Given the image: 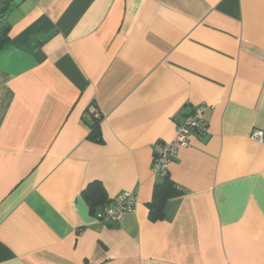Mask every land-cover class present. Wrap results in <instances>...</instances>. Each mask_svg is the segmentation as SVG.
Here are the masks:
<instances>
[{
  "label": "crops",
  "instance_id": "0c3cea01",
  "mask_svg": "<svg viewBox=\"0 0 264 264\" xmlns=\"http://www.w3.org/2000/svg\"><path fill=\"white\" fill-rule=\"evenodd\" d=\"M4 0H0V6ZM0 47V264H264V0H14ZM102 113L90 136L88 109ZM204 104L152 220L154 145ZM138 206L105 226L84 192Z\"/></svg>",
  "mask_w": 264,
  "mask_h": 264
},
{
  "label": "built area",
  "instance_id": "2783aa9c",
  "mask_svg": "<svg viewBox=\"0 0 264 264\" xmlns=\"http://www.w3.org/2000/svg\"><path fill=\"white\" fill-rule=\"evenodd\" d=\"M207 109L204 104L196 106L190 115L177 122L176 137L173 142L159 141L154 145L152 171L157 178L168 176L170 164L176 159L180 148L190 145V138H201L207 133L205 116ZM89 111L97 118L100 116L99 110L94 106H91ZM251 137L263 141L264 132L254 131ZM137 206L138 191H125L117 195L96 217L105 226L118 225L122 217L127 213L135 212Z\"/></svg>",
  "mask_w": 264,
  "mask_h": 264
},
{
  "label": "trees",
  "instance_id": "16d2710c",
  "mask_svg": "<svg viewBox=\"0 0 264 264\" xmlns=\"http://www.w3.org/2000/svg\"><path fill=\"white\" fill-rule=\"evenodd\" d=\"M16 4L14 0H4L0 6V47L10 41V30L11 23L9 17L11 12L15 9ZM98 109L95 103L90 105ZM89 107V108H90ZM89 118L92 122L89 123L91 127L90 136L94 139L98 138V122L102 118V113L99 111L100 116L97 118L88 109ZM159 179V178H158ZM183 191L176 185L170 178L169 174L165 178L159 179V182L155 185L153 201L148 205L150 209V215L152 220H159L164 217V207L168 200L181 196ZM84 195L90 204L91 208L97 214L102 211L105 207L109 206L112 201L106 200L105 189L99 183L91 184Z\"/></svg>",
  "mask_w": 264,
  "mask_h": 264
}]
</instances>
